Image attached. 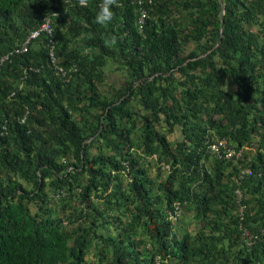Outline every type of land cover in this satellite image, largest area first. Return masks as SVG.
<instances>
[{"label":"trees","instance_id":"16d2710c","mask_svg":"<svg viewBox=\"0 0 264 264\" xmlns=\"http://www.w3.org/2000/svg\"><path fill=\"white\" fill-rule=\"evenodd\" d=\"M101 2L0 0V264H264V0Z\"/></svg>","mask_w":264,"mask_h":264},{"label":"built area","instance_id":"2783aa9c","mask_svg":"<svg viewBox=\"0 0 264 264\" xmlns=\"http://www.w3.org/2000/svg\"><path fill=\"white\" fill-rule=\"evenodd\" d=\"M70 0H65V2H69ZM56 17V13H50L48 15H45L44 18L42 19V22L40 26L38 27L37 30L32 31L29 36L26 38L24 43L19 47L17 50L18 52H26L28 46L36 40L40 35H44L47 38L48 41V57H49V62L51 66L53 67L54 71L57 74H64L63 69L58 65L57 63V58L55 55V43L52 38L53 34V29H52V18ZM223 148V154L226 159H231V158H239L240 157V152L235 150L234 148H226V142L224 140H220L217 143H212L209 145V149L212 153L215 155L221 156L220 149ZM164 170H168V166L164 165L163 166ZM248 172V171H246ZM240 197V195L238 194ZM178 216V214L176 215ZM245 240H248L246 237V234H243Z\"/></svg>","mask_w":264,"mask_h":264},{"label":"rangeland","instance_id":"374dc122","mask_svg":"<svg viewBox=\"0 0 264 264\" xmlns=\"http://www.w3.org/2000/svg\"><path fill=\"white\" fill-rule=\"evenodd\" d=\"M76 45H80L81 47L83 46V40H76L72 45H70V48L73 49L76 47ZM83 48V47H82ZM104 74H105V83L107 84L106 86H110L113 88H119L121 82L123 81V72L121 70L116 69V66L112 64L111 62L104 67ZM168 139L170 141H175L180 138V132L179 129L176 130L175 132L172 133H166ZM256 140V139H255ZM257 143V140L255 141ZM156 172L154 169H151V176H155ZM180 224L186 226L187 229H193L195 228V222L191 218V215L189 213H185L184 217L182 218V221ZM179 224V225H180ZM114 232L112 231L111 234ZM87 261L93 260L92 255L89 254L86 257Z\"/></svg>","mask_w":264,"mask_h":264},{"label":"clouds","instance_id":"9594fccd","mask_svg":"<svg viewBox=\"0 0 264 264\" xmlns=\"http://www.w3.org/2000/svg\"><path fill=\"white\" fill-rule=\"evenodd\" d=\"M81 2L83 3L84 2V0H81ZM113 2H114V0H102V2L98 5V9H97V11H96V15H95V20H96V22L98 23V24H101V25H103V24H106V23H108V22H110L112 19H113V16H114V12H113V10H112V5H113ZM55 13V12H54ZM57 15V14H56ZM44 18V17H43ZM55 18V17H54ZM54 18H52V21H53V19ZM40 26V25H39ZM38 29V28H37ZM36 29V30H37ZM52 29H53V27H52ZM29 36V35H28ZM27 36V37H28ZM26 37V38H27ZM40 37V36H39ZM38 37V38H39ZM37 38V39H38ZM52 38H53V34H52ZM36 39V40H37ZM47 39V38H46ZM26 40V39H25ZM24 40V41H25ZM36 40H34V41H36ZM24 41L21 43V45L24 43ZM33 41V42H34ZM32 43V42H31ZM54 43H55V41H54ZM20 45V46H21ZM19 46V47H20ZM19 49V48H18Z\"/></svg>","mask_w":264,"mask_h":264},{"label":"water","instance_id":"95a60500","mask_svg":"<svg viewBox=\"0 0 264 264\" xmlns=\"http://www.w3.org/2000/svg\"><path fill=\"white\" fill-rule=\"evenodd\" d=\"M222 24H223V17H222Z\"/></svg>","mask_w":264,"mask_h":264}]
</instances>
